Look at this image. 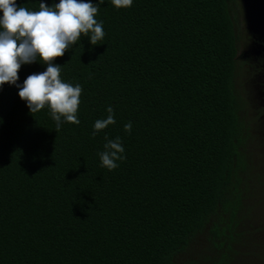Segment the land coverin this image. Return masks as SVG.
<instances>
[{
    "label": "trees",
    "instance_id": "16d2710c",
    "mask_svg": "<svg viewBox=\"0 0 264 264\" xmlns=\"http://www.w3.org/2000/svg\"><path fill=\"white\" fill-rule=\"evenodd\" d=\"M240 16L237 0H105L99 44L82 34L53 61L83 89L79 125L58 133L47 106L33 116L18 87L0 86V264H227L249 167ZM44 71L22 65L17 83ZM109 106L115 125L93 136ZM105 136L125 149L112 171Z\"/></svg>",
    "mask_w": 264,
    "mask_h": 264
},
{
    "label": "clouds",
    "instance_id": "9594fccd",
    "mask_svg": "<svg viewBox=\"0 0 264 264\" xmlns=\"http://www.w3.org/2000/svg\"><path fill=\"white\" fill-rule=\"evenodd\" d=\"M105 0L98 4L84 0H60L51 7L39 4V11L31 12L26 7H18L16 0H0V86L11 84L19 88L20 98L27 103L30 114L48 108L49 115L56 124L58 133L64 123L79 125L80 84L72 86L61 81L62 67L53 61L62 57L81 35L90 38L93 46L104 38L103 23L94 17ZM117 9H127L133 0H111ZM39 60L46 65V71L33 73L21 87L18 72L22 65ZM107 117L97 119L93 136L115 125L114 110L107 108ZM132 123L124 125V131L131 133ZM104 150L98 153L101 167L109 171L116 169L118 161L126 159L125 149L119 136L109 139L105 136Z\"/></svg>",
    "mask_w": 264,
    "mask_h": 264
},
{
    "label": "rangeland",
    "instance_id": "374dc122",
    "mask_svg": "<svg viewBox=\"0 0 264 264\" xmlns=\"http://www.w3.org/2000/svg\"><path fill=\"white\" fill-rule=\"evenodd\" d=\"M237 2L240 3L239 0ZM238 32H241V39L236 87L241 103L240 117L246 126L249 135L247 138L250 137L247 144V152H249L246 156L249 167L243 184L245 203L239 211L240 226L236 229L237 241L227 259V264H264V231L260 230V228L264 229V119L263 106L258 101L262 89L260 80L264 71L258 68L254 55L248 52L244 55L249 48L242 15ZM259 110L262 112L259 113ZM214 221L219 219L215 217ZM207 256L209 259L207 258L203 264L218 263L217 256ZM186 260L187 258L181 262L185 263Z\"/></svg>",
    "mask_w": 264,
    "mask_h": 264
},
{
    "label": "flooded vegetation",
    "instance_id": "af4514ba",
    "mask_svg": "<svg viewBox=\"0 0 264 264\" xmlns=\"http://www.w3.org/2000/svg\"><path fill=\"white\" fill-rule=\"evenodd\" d=\"M240 3V7H241V15H242V19H243V22H244V29L246 31V36H247V47L249 48L247 51H245L244 55H246V53L248 52V54H251V55H254V60L255 62L257 63V66L258 68H262L263 71H264V42L257 36H254L252 35L248 28H247V22H246V19H245V12H244V7H243V3H242V0H239ZM240 34V39H241V32L239 33ZM239 58V56H238ZM260 85H261V94L259 93V96H258V101H259V104H261V106H263V116L262 118L264 119V74L263 76L261 77V80H260ZM262 112V110H259V113Z\"/></svg>",
    "mask_w": 264,
    "mask_h": 264
},
{
    "label": "water",
    "instance_id": "95a60500",
    "mask_svg": "<svg viewBox=\"0 0 264 264\" xmlns=\"http://www.w3.org/2000/svg\"><path fill=\"white\" fill-rule=\"evenodd\" d=\"M249 32L264 42V0H242Z\"/></svg>",
    "mask_w": 264,
    "mask_h": 264
}]
</instances>
